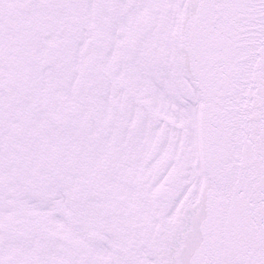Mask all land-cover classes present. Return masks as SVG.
<instances>
[{"label": "snow or ice", "instance_id": "1", "mask_svg": "<svg viewBox=\"0 0 264 264\" xmlns=\"http://www.w3.org/2000/svg\"><path fill=\"white\" fill-rule=\"evenodd\" d=\"M0 264H264V0H0Z\"/></svg>", "mask_w": 264, "mask_h": 264}]
</instances>
